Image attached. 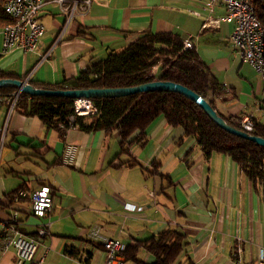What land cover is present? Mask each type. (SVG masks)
<instances>
[{"label": "crops", "instance_id": "1", "mask_svg": "<svg viewBox=\"0 0 264 264\" xmlns=\"http://www.w3.org/2000/svg\"><path fill=\"white\" fill-rule=\"evenodd\" d=\"M208 1L92 0L87 14L70 21L47 60L38 64V54L14 50L0 55V72L54 85L124 49L145 31L174 33L195 48L223 88L214 101L216 111L237 125L251 115L253 123L264 126L260 78L235 53L233 25L209 21L224 16V4L219 1L210 12ZM39 20L45 27L39 45L43 53L61 33L65 16L48 2ZM7 110L6 105L0 109V128ZM144 137L122 146L118 131L58 132L15 107L0 148V218L16 210L21 231L36 237L44 220L32 216L29 196L37 184L46 183L52 192V224L50 235L38 238L35 258L42 264H105L104 250L86 237L94 224L126 250H136L141 264L156 261L142 242L172 227L185 236L173 264H255L264 254L261 188L230 157H205L194 139L162 117ZM65 144L77 148L72 165L61 161ZM19 190L26 196L13 202ZM15 262L14 249H4L0 229V264ZM122 264L137 263L124 254Z\"/></svg>", "mask_w": 264, "mask_h": 264}, {"label": "trees", "instance_id": "2", "mask_svg": "<svg viewBox=\"0 0 264 264\" xmlns=\"http://www.w3.org/2000/svg\"><path fill=\"white\" fill-rule=\"evenodd\" d=\"M250 1L264 27V0ZM4 3L5 0H0V26L14 21L5 13ZM7 78L20 79L0 72V79ZM155 80L173 82L188 88L205 99L215 111L214 101L223 90L199 59L193 46L185 48L184 40L177 34L151 31L143 32L124 49L111 52L104 59L91 63L72 79L54 85L37 84L30 80L28 83L35 88L48 90H86L135 87ZM16 91L15 86L1 87L0 97L12 96ZM91 100L97 113L89 117V122L83 117H76L81 130L118 131L121 145L125 146L145 139L146 128L155 119L162 117L167 124L180 127L186 137L194 139L205 157L213 153L230 157L254 186L261 188L264 198V147L220 128L197 103L185 96L170 91H151ZM15 107L26 116H37L46 128L58 132L65 131L61 125L66 124L69 117L74 115L73 99L66 97L20 93ZM217 114L227 124L239 128L230 118ZM244 131L264 138V126L255 122L252 130ZM14 194L11 196L12 201ZM142 244L155 256V264H173L185 246V236L172 227ZM135 251L125 249L123 255L141 264L134 255Z\"/></svg>", "mask_w": 264, "mask_h": 264}, {"label": "built area", "instance_id": "3", "mask_svg": "<svg viewBox=\"0 0 264 264\" xmlns=\"http://www.w3.org/2000/svg\"><path fill=\"white\" fill-rule=\"evenodd\" d=\"M92 0H5L4 11L14 21L9 26L0 28V55L14 50L25 53L38 54V64L47 60L51 55L55 45L61 40V36L70 21L75 16H83L89 12ZM222 2L225 7V14L220 19H211L214 24L229 22L233 25L231 34V44L235 53L241 60L247 63L258 75L264 88V79L259 75L257 68V46L259 30L253 27L248 10L243 0H209L207 8L212 12L218 2ZM58 5L61 13L65 16V22L61 33L53 44L43 53L39 52V45L45 32V27L39 20L40 10L48 3ZM185 48H190L191 44L184 42ZM29 76L24 80L28 83ZM20 90L12 96L0 97V109L6 105L7 115L3 126L0 128V148L3 144L7 132L9 117L15 109ZM74 115H71L62 128L66 132L79 128L76 117H83L87 120L90 116L97 113V109L91 99L77 98L73 100ZM251 115L245 116L238 123L240 129L247 131L253 128ZM77 148L72 144H65L61 161L63 164L72 165L75 161ZM26 194L19 190L13 195V202L25 197ZM30 212L32 216L43 219L44 221L36 229V237L27 236L21 231V221L18 212L13 210L6 218H0L1 240L4 249L13 248L16 256L15 264H42V258H35L38 238L50 235L51 220L49 215L52 211V192L51 187L46 183L37 184L30 193ZM86 237L89 241L101 246L106 254L105 264H122L124 262L123 252L126 247L117 238L106 236L99 225L94 224L87 229ZM240 237L237 241H242ZM255 264H264V254L261 253Z\"/></svg>", "mask_w": 264, "mask_h": 264}, {"label": "water", "instance_id": "4", "mask_svg": "<svg viewBox=\"0 0 264 264\" xmlns=\"http://www.w3.org/2000/svg\"><path fill=\"white\" fill-rule=\"evenodd\" d=\"M6 86H15L21 93L28 94L30 96H57L66 97L70 99L77 98H112L123 97L139 92H151V91H170L179 93L191 101L197 103L206 115L220 128L227 132L234 134L238 137L247 139L256 143L259 146L264 147V138L250 135L246 131L233 127L227 124L222 117L209 105V103L200 97L198 94L189 90L188 88L173 82L155 80L135 87L127 88H104V89H86V90H48L42 88H35L29 83H24L22 80L17 79H0V88Z\"/></svg>", "mask_w": 264, "mask_h": 264}, {"label": "bare ground", "instance_id": "5", "mask_svg": "<svg viewBox=\"0 0 264 264\" xmlns=\"http://www.w3.org/2000/svg\"><path fill=\"white\" fill-rule=\"evenodd\" d=\"M244 4L246 5V9L248 10V16L250 19V22L253 27H257L259 30V38H258V46H257V55H258V60H257V68L259 71V75L261 78L264 79V27L261 25L257 15L254 12L253 6L251 4L250 0H243ZM9 26H0V28Z\"/></svg>", "mask_w": 264, "mask_h": 264}]
</instances>
